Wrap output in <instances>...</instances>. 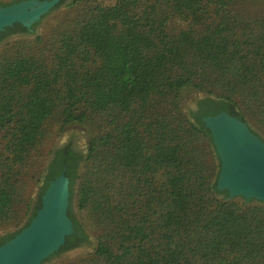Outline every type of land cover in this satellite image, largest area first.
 I'll return each mask as SVG.
<instances>
[{
	"label": "trees",
	"instance_id": "1",
	"mask_svg": "<svg viewBox=\"0 0 264 264\" xmlns=\"http://www.w3.org/2000/svg\"><path fill=\"white\" fill-rule=\"evenodd\" d=\"M241 1L115 0L63 33L50 58L0 60V224L15 217L18 177L57 111L61 130L100 128L86 156L56 152L36 210L0 245L65 169L102 234L93 254L61 264H264V202L217 188L211 132L180 107L184 89L205 91L219 100L215 114L264 137V13L237 10ZM68 214L75 232L59 251L87 237L71 205Z\"/></svg>",
	"mask_w": 264,
	"mask_h": 264
},
{
	"label": "water",
	"instance_id": "2",
	"mask_svg": "<svg viewBox=\"0 0 264 264\" xmlns=\"http://www.w3.org/2000/svg\"><path fill=\"white\" fill-rule=\"evenodd\" d=\"M60 2L22 0L0 6V33L14 23H21L31 30ZM203 121L211 132L219 155L217 188L228 191V200L243 197L247 201L255 199L264 202V139L247 122L226 111L206 116ZM56 192L61 200L58 215L64 223L62 228L55 227L54 221H51L55 218L52 198ZM221 196L224 197L223 194ZM41 202L42 206L29 225L0 245V264H43L60 250L66 237L74 232L73 221L68 214L69 178L64 173L49 182ZM82 248L80 246L70 251H80Z\"/></svg>",
	"mask_w": 264,
	"mask_h": 264
},
{
	"label": "rangeland",
	"instance_id": "3",
	"mask_svg": "<svg viewBox=\"0 0 264 264\" xmlns=\"http://www.w3.org/2000/svg\"><path fill=\"white\" fill-rule=\"evenodd\" d=\"M12 1L0 0V2H5L8 5ZM114 3L115 0H66L59 7L44 15L33 31L8 36L3 35L0 40V60L14 58L21 54L20 52L50 58L54 52L53 47L61 39L63 33L71 31L79 21L91 15V11H94L96 7L111 6ZM235 7L237 10L245 11L249 14H263L264 0H242L240 3H236ZM182 23L178 18L175 20L176 27H180ZM204 94L208 93L196 88L184 89L181 92V111L189 115L191 109L195 107L196 100ZM56 114V118L48 122L46 136L32 150L26 165L22 169V174L18 177L19 194L14 207L15 217L8 222L0 224V237L9 232L18 231L31 217L39 197L40 188L45 179V168L53 155V151L65 144H72L76 150L86 156L91 137L99 133L100 128L95 120L82 124H71L61 130V110L57 111ZM93 119L98 120L99 117ZM260 136L264 139L261 134ZM84 166L85 161H82L79 170L80 175L84 171ZM80 184L81 179L78 178L72 188L70 205L74 216L84 225L89 241L82 246L83 248L80 251L71 252L70 250L72 249H70L55 254L44 261L43 264L69 263L85 258L96 251L102 230L97 224L98 216L90 213L88 209H81L78 205ZM220 198L224 197L220 195ZM236 198L241 202H250L252 200L247 201L242 197Z\"/></svg>",
	"mask_w": 264,
	"mask_h": 264
},
{
	"label": "flooded vegetation",
	"instance_id": "4",
	"mask_svg": "<svg viewBox=\"0 0 264 264\" xmlns=\"http://www.w3.org/2000/svg\"><path fill=\"white\" fill-rule=\"evenodd\" d=\"M22 1V0H20ZM15 2H19V0H15ZM14 0L12 1V3H15ZM11 3V4H12ZM5 5H8L7 3L5 2H0V6H5ZM21 24V23H19ZM22 25V24H21ZM36 25V24H34ZM34 25L31 27V30L26 28L28 30V32L30 31H33L34 30ZM19 33H26L22 30L21 26H19L17 23H14L12 26H9V28H5L1 33H0V37L1 35H12V34H19ZM218 105H219V100L217 98H215L214 96H211V95H208V94H204L202 95L200 98H198L196 100V103H195V107H193V109H191L190 113H189V117L194 121V122H197L198 121V118L200 117L201 120H203L204 117L206 116H209V115H215V111L216 109L218 108ZM222 112V111H221ZM61 151V150H64V153L67 154V152L70 154H72V151L73 152H79L78 150H76V148L72 145V144H65L59 148H56L54 151H53V155L51 156L50 158V161H49V165L53 164L54 160H55V157H56V152L57 151ZM81 164L82 162L80 161L79 162V166H78V170H80L81 168ZM65 174V169L63 170V172L61 174ZM47 174V173H46ZM60 174V175H61ZM68 177V176H67ZM69 178V177H68ZM51 181V180H50ZM49 181V182H50ZM46 180L44 179V182H43V185L45 184ZM42 185V186H43ZM69 186H70V179H69ZM41 190L42 188H40V193H41ZM40 193H39V197H38V200L36 201V204H35V207H34V210H36V207H37V203L39 201V198H40ZM70 196H71V188H70ZM70 206V205H69ZM74 225V223H73ZM74 232H75V229H74ZM73 232V233H74ZM13 232H9L7 234H4L0 237V242L2 241V238L9 235V234H12ZM77 234H79V238H77L75 240L74 243H77L78 246H75L71 249H74V248H77V247H80V246H84L86 245V243H88L89 241V238L88 236L84 239V234L83 233H80L78 232ZM67 250H70V249H67ZM67 250H64V251H67ZM64 251H59L58 253H61V252H64Z\"/></svg>",
	"mask_w": 264,
	"mask_h": 264
},
{
	"label": "bare ground",
	"instance_id": "5",
	"mask_svg": "<svg viewBox=\"0 0 264 264\" xmlns=\"http://www.w3.org/2000/svg\"><path fill=\"white\" fill-rule=\"evenodd\" d=\"M58 192V191H57ZM57 192L55 193L54 197L52 198L53 199V204H52V209H53V214L55 213V218L53 217L51 219V221H54V226L57 227V228H62L64 223L60 220V216L58 215V212L60 210V195L58 197V194ZM57 194V195H56ZM52 214V215H53ZM57 216V218H56Z\"/></svg>",
	"mask_w": 264,
	"mask_h": 264
}]
</instances>
